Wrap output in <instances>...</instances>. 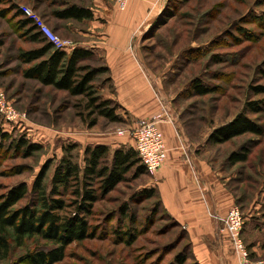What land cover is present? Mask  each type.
Segmentation results:
<instances>
[{"label": "rangeland", "instance_id": "374dc122", "mask_svg": "<svg viewBox=\"0 0 264 264\" xmlns=\"http://www.w3.org/2000/svg\"><path fill=\"white\" fill-rule=\"evenodd\" d=\"M88 1L0 0V94L5 109L22 116L14 122L0 116V133L11 136H0V199L22 182L31 189L47 162L52 161V169L57 165L63 147L77 146L73 153L81 162L88 141L106 138L120 146L134 144L130 136L118 133L131 131L138 120L132 121L124 114L121 122L113 123L101 116H89L87 99L43 89L35 81L24 80L21 74L26 66L20 64V53L38 44L30 42L25 31H21L15 5L33 9L61 40L75 42L77 37L67 31L66 22L56 21L52 14L68 5ZM178 5L181 6L175 12L181 11V18L169 20L154 39L142 45L143 59L138 64L143 63L144 69L146 65L151 70L146 73L152 77V99L158 95L164 100L162 104L170 112V118L175 119L182 131V140L188 143H199L241 113L264 128V94L256 95L253 91L264 87V0H184L183 5ZM211 42L212 48L205 56L182 63L194 58L188 55L184 58L183 51L189 48L204 51ZM89 65L99 66L98 62ZM168 67L170 70L164 71ZM195 80L217 91L196 96L189 87ZM101 93L106 99V93L102 90ZM253 102L258 104L257 114L247 108ZM159 112L154 115L163 113V109ZM94 119L97 124L91 128ZM20 136L41 145L43 150L32 156L11 150L10 143ZM244 148L249 150L248 161L230 165V155ZM208 151L206 158L232 191L245 223L253 215L264 225L261 220L264 219V134H248L213 144ZM21 168L25 171L18 174ZM151 180L147 174L136 176L132 172L115 190L104 191L93 215L87 217L97 228L96 237L70 245L64 260L57 264H176V257L187 240L182 237L183 229L173 226L162 212L153 213L156 199L141 196L152 187ZM255 208L258 211L253 213ZM129 232L133 236L130 244L121 236ZM241 238L251 261H264V257L251 255L249 246L255 239L264 242V234L255 239ZM50 247L38 237L26 238L21 246L11 238L9 257H0V264H18L29 254ZM229 256L234 255L231 252ZM184 264L194 262L190 259Z\"/></svg>", "mask_w": 264, "mask_h": 264}, {"label": "trees", "instance_id": "16d2710c", "mask_svg": "<svg viewBox=\"0 0 264 264\" xmlns=\"http://www.w3.org/2000/svg\"><path fill=\"white\" fill-rule=\"evenodd\" d=\"M183 2L184 0L168 1L167 8L147 33L144 42L154 39L157 35L156 32L169 20L181 18V11L177 13L175 11L181 6L178 3L183 5ZM15 10L21 31H25L30 42L38 44L36 48L23 51L19 55L21 66H26L25 69H21L23 79L35 81L43 89L66 93L70 98L87 99L86 110L89 111V116H101L113 123L121 122L123 117L117 113L119 105L112 100L104 99L101 93L104 84L111 82L108 77V69L102 65H89L95 60L92 53L84 48L76 47L69 52L58 50L44 38L34 21L20 10L19 5H15ZM52 15L56 21L71 22L76 25L83 20L93 18V13L86 5L82 4L68 5L65 9L53 12ZM211 48L212 42L204 51L185 49L186 51L182 52L184 58L187 55L194 58L192 61L186 59L187 61L182 63L195 62L205 56ZM102 76L106 77L102 78ZM97 80L101 82L96 84ZM189 87L192 94L196 96H206L217 91L215 88L206 87L199 80L193 81ZM253 91L256 95L264 94V87H257ZM247 108L255 114L259 111L258 104L254 102L248 103ZM96 124L97 121L94 119L90 127L94 128ZM248 134L262 136L264 128L252 121L245 113H241L230 122L216 128L199 143L202 146L210 147L213 144L225 143ZM0 136L7 138L10 134L1 132ZM28 140L20 136L19 139L10 143L9 148L25 153L26 156H32L35 152L43 150L41 145ZM76 149L75 145L63 147V156L57 165L52 169V161L47 162L39 172L31 189L22 182L10 188L1 197L0 257L3 259L9 257L11 238H14V241L21 246L26 238L38 237L50 244V249L31 253L18 264H24L25 261H28L29 264L62 262L66 249L70 245L96 237L97 228L91 225L87 217L93 215L94 207L102 193L104 194V191L110 193L115 190L127 180L128 174L132 172H135L136 176L149 175L134 147L88 146L84 149L81 162L77 161L78 157L73 153ZM248 159L249 150L244 148L241 152L232 153L228 161L230 165L235 166L246 163ZM24 171L25 169L21 168L18 174ZM141 196L149 200L156 199L155 212L153 213L162 212L173 226L183 229L162 208L159 194L155 189H146ZM24 201L27 203H23ZM237 204L236 200L238 207ZM125 211L124 208L123 215ZM182 231V237L187 240V244L181 253H178L176 264H184L190 259L194 264H199L192 253L186 231ZM121 234L129 240V244L132 242L131 232ZM183 253L185 254L183 255Z\"/></svg>", "mask_w": 264, "mask_h": 264}, {"label": "crops", "instance_id": "0c3cea01", "mask_svg": "<svg viewBox=\"0 0 264 264\" xmlns=\"http://www.w3.org/2000/svg\"><path fill=\"white\" fill-rule=\"evenodd\" d=\"M168 1L130 0L126 10L121 11L115 0H89L82 5L93 13L92 19L77 25L66 22L67 31L77 37L74 48L90 51L95 62L108 69L111 82L104 84V96L119 105L117 113L121 117L128 115L132 121L149 119L164 108L161 97L155 95L157 100L152 99V77L146 73L151 70L138 61L143 59L144 39ZM166 116L164 113L159 128L165 138L167 159L151 177V188L158 192L162 208L186 231L199 264H240L230 232L221 221L236 206L235 197L206 158L209 147L182 140L179 125ZM128 144L135 148L131 142ZM89 145L120 146L106 138L88 141L86 147ZM257 211L255 208L253 213ZM261 234L264 225L252 215L243 236L255 239ZM249 246L251 255L264 257L263 241L255 239ZM231 252L234 256L230 257Z\"/></svg>", "mask_w": 264, "mask_h": 264}, {"label": "built area", "instance_id": "2783aa9c", "mask_svg": "<svg viewBox=\"0 0 264 264\" xmlns=\"http://www.w3.org/2000/svg\"><path fill=\"white\" fill-rule=\"evenodd\" d=\"M118 9L126 10L130 0H115ZM20 10L31 20L34 21L44 38L60 51H71L74 44L71 41L61 40L45 23V21L31 8L19 5ZM166 118L171 122L172 118L168 115L166 108L163 113L149 119H141L137 122L134 129L128 132L120 131L118 135L130 136L133 139L135 150L150 177H154L167 159V147L164 135L159 128V124ZM0 116H4L9 121H17L22 118L12 110L5 109L3 95L0 94ZM231 235L235 250L241 260V264H264V261L253 262L250 254L242 241V232L245 219L237 206L232 207L226 216L221 219Z\"/></svg>", "mask_w": 264, "mask_h": 264}]
</instances>
